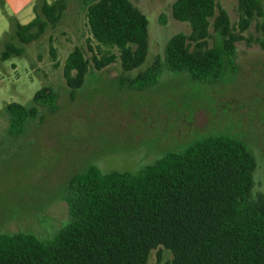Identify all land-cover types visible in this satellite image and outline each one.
I'll use <instances>...</instances> for the list:
<instances>
[{"label": "trees", "instance_id": "obj_1", "mask_svg": "<svg viewBox=\"0 0 264 264\" xmlns=\"http://www.w3.org/2000/svg\"><path fill=\"white\" fill-rule=\"evenodd\" d=\"M82 4L98 52L91 60L78 47L67 55L62 76L71 95L91 63L99 71L116 60L109 50L118 51L122 73L139 68L148 50L147 19L130 0ZM66 8L67 0H36L33 19L15 23L0 61L22 55L21 46L56 26ZM170 11L190 32L172 36L163 58L138 72L137 80L152 83L166 69L214 82L226 69H235L236 43L251 44L242 33L252 22L259 34L255 41L264 50V0H236L237 27L216 0H174ZM56 97L42 87L29 107L7 104L10 129L37 117L39 107L54 112ZM255 167L242 141L221 135L201 138L137 173H102L90 166L67 181L62 200L68 222L48 238L0 233V264H147L159 248L171 253L166 262L158 253L160 264H264V191L253 194Z\"/></svg>", "mask_w": 264, "mask_h": 264}, {"label": "rangeland", "instance_id": "obj_2", "mask_svg": "<svg viewBox=\"0 0 264 264\" xmlns=\"http://www.w3.org/2000/svg\"><path fill=\"white\" fill-rule=\"evenodd\" d=\"M130 1L148 22L145 61L131 72L122 73L118 51L111 49L116 60L99 71L91 63L81 87L70 94L62 76L67 55L78 47L91 60L98 52L82 0H67L56 26L28 45L15 42L22 55L0 61V233L48 238L68 222L62 196L72 175L90 166L102 173H137L212 135L245 144L256 162L253 194L264 191V50L255 41V22L242 33L251 44L235 45V69H226L214 82L162 69L151 83L135 79L137 73L157 56L163 58L172 36L188 35L190 28L172 18L174 0ZM216 1L237 27L236 0ZM35 2L16 13L0 2V54L15 23L33 19ZM42 87L56 93V110L39 107L37 117L10 129L7 104L29 107ZM158 253L162 262L171 260V253L159 248L147 264H160Z\"/></svg>", "mask_w": 264, "mask_h": 264}, {"label": "crops", "instance_id": "obj_3", "mask_svg": "<svg viewBox=\"0 0 264 264\" xmlns=\"http://www.w3.org/2000/svg\"><path fill=\"white\" fill-rule=\"evenodd\" d=\"M32 1L33 0H1L0 2L3 6L8 7L10 10L16 13L23 10Z\"/></svg>", "mask_w": 264, "mask_h": 264}]
</instances>
